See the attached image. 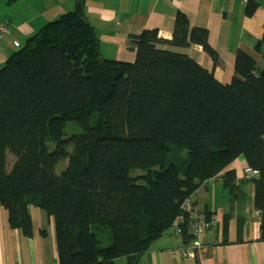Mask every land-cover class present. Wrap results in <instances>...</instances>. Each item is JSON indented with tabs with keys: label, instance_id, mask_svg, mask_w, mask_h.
<instances>
[{
	"label": "trees",
	"instance_id": "obj_1",
	"mask_svg": "<svg viewBox=\"0 0 264 264\" xmlns=\"http://www.w3.org/2000/svg\"><path fill=\"white\" fill-rule=\"evenodd\" d=\"M208 38L179 12L172 39L144 29L133 62L108 59L86 0H76L18 45L0 68V206L10 226L32 237L35 206L54 218L57 264H137L173 227L185 246L193 240L185 201L244 156L258 171L264 239V68L239 51L222 83L189 54L162 47L199 44L218 64ZM70 121L78 131L68 135ZM223 178L235 198V170Z\"/></svg>",
	"mask_w": 264,
	"mask_h": 264
},
{
	"label": "crops",
	"instance_id": "obj_2",
	"mask_svg": "<svg viewBox=\"0 0 264 264\" xmlns=\"http://www.w3.org/2000/svg\"><path fill=\"white\" fill-rule=\"evenodd\" d=\"M252 0H86L90 23L97 30L105 58L122 62L136 59L134 37L144 29H157L159 36L172 39L176 17L185 14L191 27L206 28L209 44L220 56L215 64L202 45L189 47L162 45L189 54L204 68L213 70L222 83L235 75L236 55L243 51L264 68V0L249 14ZM76 0H0V22L9 32L1 38L0 68L26 39L44 24L74 9ZM18 42L19 46H16ZM248 163L240 156L218 176L205 182L191 197L197 208L212 213L214 226L205 233L203 247L196 256L183 255V239L174 227L143 254L137 264H264L261 215H256L255 186L244 178ZM234 169L237 195L223 184V174ZM34 235L25 236L9 224L8 211L0 206V264H57L58 246L54 218L30 207ZM230 212L226 230L225 215ZM44 230V234L41 232ZM115 264H128L118 258Z\"/></svg>",
	"mask_w": 264,
	"mask_h": 264
},
{
	"label": "built area",
	"instance_id": "obj_3",
	"mask_svg": "<svg viewBox=\"0 0 264 264\" xmlns=\"http://www.w3.org/2000/svg\"><path fill=\"white\" fill-rule=\"evenodd\" d=\"M9 32L6 22H0V48H1V38ZM18 46V42H15ZM258 175V171L250 166H246L244 169V178L251 179ZM183 208L188 210L191 213V216L195 221L192 223V232L194 234L193 240L182 249L183 255L186 257L196 256L199 249L203 247V239L205 233L212 229L214 226V218L207 220L204 212H200L197 206L193 204L191 199H187L183 205ZM256 215H261L260 210H255ZM177 233L180 234V229L177 230Z\"/></svg>",
	"mask_w": 264,
	"mask_h": 264
},
{
	"label": "rangeland",
	"instance_id": "obj_4",
	"mask_svg": "<svg viewBox=\"0 0 264 264\" xmlns=\"http://www.w3.org/2000/svg\"><path fill=\"white\" fill-rule=\"evenodd\" d=\"M74 125L75 124L72 121L67 123L66 132H67L68 135H70L74 131L75 132L78 131V130H75V126ZM76 127H77V129H80L79 126H76ZM49 146H50L51 149L54 148V144L53 143H49ZM13 161H14V156L9 153V155H8V162L10 164L9 167H11ZM66 165H67V160H61L58 163L57 167H56L57 173H60L66 167ZM143 172H144L143 170L137 169V170L132 171V175L136 176V175H139V174H141ZM109 232H110V228L109 227H106L105 231L99 232V235H100V238H101V240L103 242V245H107L109 243L108 242Z\"/></svg>",
	"mask_w": 264,
	"mask_h": 264
}]
</instances>
